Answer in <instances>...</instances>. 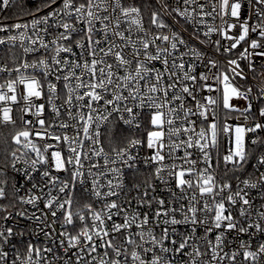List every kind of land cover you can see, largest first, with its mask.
Wrapping results in <instances>:
<instances>
[{
	"label": "snow or ice",
	"instance_id": "1",
	"mask_svg": "<svg viewBox=\"0 0 264 264\" xmlns=\"http://www.w3.org/2000/svg\"><path fill=\"white\" fill-rule=\"evenodd\" d=\"M28 15L0 22L15 146L0 264H264V84L240 83L264 65V0H39Z\"/></svg>",
	"mask_w": 264,
	"mask_h": 264
},
{
	"label": "built area",
	"instance_id": "2",
	"mask_svg": "<svg viewBox=\"0 0 264 264\" xmlns=\"http://www.w3.org/2000/svg\"><path fill=\"white\" fill-rule=\"evenodd\" d=\"M39 2V0H14V3L6 10L0 12V22H2L3 24H14V23H24L28 20H30L32 17L28 15V13L32 10L35 9L37 3ZM245 10L242 9V12H244ZM145 26L147 27V18L145 20ZM15 31V30H14ZM189 31H191V29H189ZM0 35H4V33H0ZM215 38V37H213ZM255 38V37H253ZM244 45H241L240 47H238V49H236V52H240L242 50ZM17 54L20 55L19 50H17ZM233 58H235V56H233ZM5 61H0V64L4 63ZM242 66H244V64H246L247 62H241ZM9 67H12L11 64H9ZM247 71V69H245ZM264 65H261L259 63L256 64V70L255 72H248V80L247 81H240V83L244 86H253L254 90H258L259 86L261 84H264ZM253 77H255V79H253ZM234 103L239 104L240 106H244L245 105V101L243 100H239V101H233ZM233 115L235 116L236 114L233 113ZM115 126H118L120 128H122L127 134L120 136L117 138V143H122L124 141V137L130 136L132 135V133L129 131L128 127L123 125L122 122H117ZM14 129L12 128L11 125H0V166H3L4 164V159L5 156L11 152V150L15 147L12 143H11V135L13 134ZM114 144L116 143L115 141H113ZM108 141H107V137H105V144L107 145ZM117 145V144H116ZM107 150V149H106ZM146 155V150L145 149H141L140 150V157L141 159L144 158V156ZM10 159V157H9ZM140 167V171L144 172L145 174H147L148 171H150V169H146L144 168V166L141 164L139 165ZM5 171L8 174V178H9V185H11L12 183V177H15L16 179V187H20L21 184H25V181L23 179V177L19 174H16L14 172L11 171L10 168L5 169ZM252 172V166L249 165L247 170L241 175V179L245 178L249 173ZM63 175V174H61ZM4 177H0V179H3ZM145 179L144 176H140L137 175L134 179L132 177V173L131 171H126V179H125V183L128 185L129 189H131V186L133 183H141V191H143L144 187H146V185H144L142 183V181ZM153 183H155L157 185L156 188V194L157 195H164L167 196V193H163L161 192V185L159 184V181L153 180ZM233 183H235V181H233ZM30 187V185L25 184V188ZM8 193L11 194L12 189L9 186V188L7 189ZM24 194V189L21 190L20 195ZM131 195H136L135 191L131 192ZM252 196L255 197L256 193L255 191L252 192ZM125 199V197L122 195L121 196V201L123 202V200ZM9 201L8 200H4V201H0V204H8ZM14 203V201H13ZM261 204V201L259 199H256V207L259 208ZM41 207H43V205H40ZM20 205H17V208H19ZM29 210L31 211V206H28ZM10 211H15L16 209L10 208ZM260 210L264 211V208H261ZM0 215H3V213H0ZM11 223V221L9 222ZM185 229L181 228L180 232H184ZM179 234V233H178ZM203 235L202 231L197 232V236H201ZM44 238L43 236L40 237V239L38 241H34L35 243H41L43 242ZM14 243H16V241H13ZM254 246H255V242H254ZM189 249H185V251H188ZM203 250V249H202ZM227 250V249H226ZM103 250H101L102 253ZM21 253H24V247L21 246ZM187 257H178L176 260V264H182L183 260H186Z\"/></svg>",
	"mask_w": 264,
	"mask_h": 264
},
{
	"label": "trees",
	"instance_id": "3",
	"mask_svg": "<svg viewBox=\"0 0 264 264\" xmlns=\"http://www.w3.org/2000/svg\"><path fill=\"white\" fill-rule=\"evenodd\" d=\"M126 135L127 133L120 127L118 126H115L113 129H112V138H113V141H115L117 145L121 144V143H117V138L120 137V136H123V135Z\"/></svg>",
	"mask_w": 264,
	"mask_h": 264
}]
</instances>
